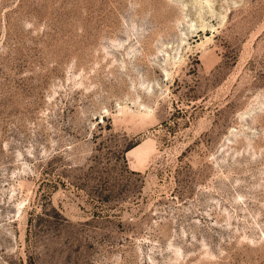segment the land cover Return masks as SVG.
<instances>
[{
    "label": "rangeland",
    "instance_id": "374dc122",
    "mask_svg": "<svg viewBox=\"0 0 264 264\" xmlns=\"http://www.w3.org/2000/svg\"><path fill=\"white\" fill-rule=\"evenodd\" d=\"M0 264H264V0H0Z\"/></svg>",
    "mask_w": 264,
    "mask_h": 264
}]
</instances>
